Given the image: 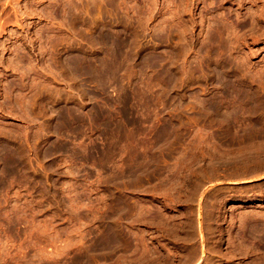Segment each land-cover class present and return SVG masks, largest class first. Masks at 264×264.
Here are the masks:
<instances>
[{"label": "rangeland", "instance_id": "1", "mask_svg": "<svg viewBox=\"0 0 264 264\" xmlns=\"http://www.w3.org/2000/svg\"><path fill=\"white\" fill-rule=\"evenodd\" d=\"M262 176L264 0H0V264H264Z\"/></svg>", "mask_w": 264, "mask_h": 264}, {"label": "crops", "instance_id": "2", "mask_svg": "<svg viewBox=\"0 0 264 264\" xmlns=\"http://www.w3.org/2000/svg\"><path fill=\"white\" fill-rule=\"evenodd\" d=\"M252 183V184H250ZM247 188L240 189L234 180L225 184L228 189L218 190L217 223L219 229L218 245L224 254L236 256L237 251L244 256H251L252 242L245 241L227 230H235L240 227L250 228L252 222L264 223V176L243 184ZM249 185L258 188L250 189ZM223 231V236H221ZM229 258V257H225Z\"/></svg>", "mask_w": 264, "mask_h": 264}]
</instances>
